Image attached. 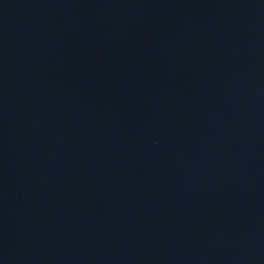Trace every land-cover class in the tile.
I'll list each match as a JSON object with an SVG mask.
<instances>
[{
  "label": "water",
  "instance_id": "95a60500",
  "mask_svg": "<svg viewBox=\"0 0 264 264\" xmlns=\"http://www.w3.org/2000/svg\"><path fill=\"white\" fill-rule=\"evenodd\" d=\"M0 264H264V0H0Z\"/></svg>",
  "mask_w": 264,
  "mask_h": 264
}]
</instances>
